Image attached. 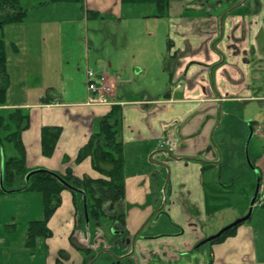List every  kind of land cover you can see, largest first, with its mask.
Listing matches in <instances>:
<instances>
[{
  "label": "crops",
  "instance_id": "crops-1",
  "mask_svg": "<svg viewBox=\"0 0 264 264\" xmlns=\"http://www.w3.org/2000/svg\"><path fill=\"white\" fill-rule=\"evenodd\" d=\"M89 1L95 0H87V11L100 14L99 9H89ZM114 1L123 6H118L121 11L110 12L111 16H120L123 11L128 18L135 9L124 6L122 0ZM46 5L40 2L33 9ZM140 20L148 23L153 34L146 26L147 33L140 34V48H131L128 43L117 47L133 52L130 71L109 74L102 70L96 76H107L114 86L109 100L122 107L125 161L129 145L134 146L137 170L126 165L125 198L108 207L99 221L87 217L84 194L64 191L72 193L68 202L75 211L62 229L60 251L46 252V259L52 260L50 264H89L95 247L78 243L73 238L75 230L71 231L79 219H87L97 227L109 222L111 234L121 236L118 264H264V205L247 206L245 202L253 199L258 185L264 186V148L257 153L258 142H264V0H170L166 17L143 15ZM158 40L165 42L164 49L155 47ZM152 68L156 69V81L167 79L155 93L140 80L150 77ZM130 72L139 78L140 86L126 91L124 85L133 83ZM64 76L67 84L61 87V94H55L54 88L43 89L44 93L52 91L45 103H31V98L23 96L12 98L10 81L6 104L0 106V112L8 111L6 117L0 114V128L6 132L3 135L0 131V137L5 138L15 128L7 121L11 112L28 111L30 126L21 134L28 170L65 174L71 169L79 178H100L90 158L81 163L76 159L111 106H86L88 83L77 88L70 76ZM83 79L87 81V73ZM24 89L21 93H26ZM250 102L259 104L256 115L260 119L250 122L247 142L257 145L251 170L243 173L239 153L237 162L225 168V148L227 142H246L244 121L238 135L230 125L231 106ZM44 127L61 130L52 157L42 153ZM166 141L173 143V150L161 147ZM6 159L0 143V176ZM24 183L16 190L24 189ZM2 191L4 182L0 197L26 199L25 190ZM250 213L224 241L200 245ZM17 218L12 212L4 222L15 224ZM203 246L207 249H199ZM80 247L91 251H81Z\"/></svg>",
  "mask_w": 264,
  "mask_h": 264
},
{
  "label": "rangeland",
  "instance_id": "rangeland-1",
  "mask_svg": "<svg viewBox=\"0 0 264 264\" xmlns=\"http://www.w3.org/2000/svg\"><path fill=\"white\" fill-rule=\"evenodd\" d=\"M113 1H89V9L93 7L101 12L97 18H93L88 16L87 0H84L83 7L79 3L20 0L22 8L28 11L25 21L0 29V40L5 42L9 57L8 73L12 86L10 96L16 100L22 96L23 98L28 97L31 98V103H36L41 101V97L52 95L51 90L44 93L43 89L54 88L55 94L62 93L61 87L65 88L67 84V81L63 80V75H65L64 78L70 76L75 87L84 88L87 81H84L83 76L89 71L93 72L95 76L102 70L109 74L130 71L128 66L129 62L132 61L133 52L130 49L122 52L117 50V47L128 43L131 48H140L142 45L140 34L146 32V26L149 28L148 23L140 20V17L155 15L156 8L153 5H136L133 7L135 8L134 11L129 13L128 18L123 11L120 12V16L117 13L114 17L111 16L110 12L116 13L117 9L121 11L122 8L118 6L123 5ZM40 2L48 3V5L33 9ZM124 6L127 5L124 4ZM149 30V34H153V30L151 28ZM162 34L161 32V36ZM144 44L147 45L146 42ZM164 44V41L158 40L155 47L164 49ZM155 70L152 68L150 77L141 78L142 83L139 81L152 93H155L158 88H162L167 82L166 78L160 82L156 81L157 76L153 75L156 73ZM130 75L133 83L132 85H124L126 91L140 86L137 82L139 78L133 76L131 72ZM22 87H25L26 93H21ZM231 107L233 121L230 125L233 127L234 134L241 133L240 129L244 121V132H247L248 136L246 142H227L225 168L231 167L237 162L239 153L242 156L243 173H246L247 168L251 170L255 145H257V142L252 143L247 142V140L251 131L250 122H257L260 119L256 115L259 111V104L256 102L239 103ZM0 114L6 117L8 111H2ZM0 131L3 135L6 133L1 128ZM120 139L122 141L121 132ZM3 144L8 158L19 155L13 143L4 141ZM134 148V146L130 147L129 145L126 165L128 169L135 168L137 170L139 161L137 155L132 152ZM263 148L264 142H258L257 153H261ZM70 194L72 193L69 191L63 193V204L49 221L52 236L48 239L39 238L36 247L32 249L25 247L24 232L31 221L44 219L42 197L32 192L26 193V199H18L20 197L18 195L1 196L0 264H10L11 262L15 264L53 263L52 260L46 259L45 254L61 249L62 229L66 226V222L71 221L75 211L68 202V198L71 197ZM251 201L252 198L245 201L247 206L251 205ZM12 212L18 216L17 221L15 224L10 221L5 223V217H10ZM6 214L9 215L6 216ZM250 216L251 213L247 218ZM86 220L79 219L78 224L71 228V231L75 230L73 238L78 243L87 247H95L90 256L89 264H118L116 251L123 240L121 236L111 234L109 222L102 227H97L94 222L87 223ZM6 252L10 254L5 255Z\"/></svg>",
  "mask_w": 264,
  "mask_h": 264
},
{
  "label": "trees",
  "instance_id": "trees-1",
  "mask_svg": "<svg viewBox=\"0 0 264 264\" xmlns=\"http://www.w3.org/2000/svg\"><path fill=\"white\" fill-rule=\"evenodd\" d=\"M54 3H79L84 0H51ZM123 4L153 5L156 8L154 17H166L170 9V0H122ZM42 5V4H41ZM89 17L98 13L87 11ZM28 16V11L21 6L20 0H0V29L8 25L23 23ZM10 86L8 73L7 47L0 40V106L7 101V93ZM50 96L41 99L43 103ZM123 119L122 107L114 105L104 116L100 117L97 129L92 131L88 142L79 150L76 162L81 163L87 158L91 159L93 169L100 174V178L89 176L79 178L71 169L65 174H54L41 171L34 174L25 189L26 192L39 193L43 199L44 219L29 223L25 234V247H36L39 238L48 239L52 236L49 221L62 204V194L69 190L72 193L76 189L82 191L87 198V211L90 220L99 221L106 215V209L113 208L125 198V155L124 144L120 139V130ZM10 121V132L5 138L0 137V143L8 141L14 144L19 155L5 160L3 182L5 191H14L25 182L26 176L31 172L26 168V151L21 140V134L30 126V113L17 109L10 113L7 120ZM61 130L59 128L44 127L42 129V153L45 157H52L56 149ZM26 184V183H24ZM2 191V192H5ZM122 216H113V219H121ZM241 224L229 229L210 244L224 241L235 233ZM207 246V245H206ZM203 246L199 249H202ZM81 251H91L85 247ZM60 264V263H59Z\"/></svg>",
  "mask_w": 264,
  "mask_h": 264
},
{
  "label": "built area",
  "instance_id": "built-area-1",
  "mask_svg": "<svg viewBox=\"0 0 264 264\" xmlns=\"http://www.w3.org/2000/svg\"><path fill=\"white\" fill-rule=\"evenodd\" d=\"M87 87H88V99L86 106L96 107V106H112L114 103L109 100L112 96L114 86L107 76L96 77L91 71L87 72ZM168 147L170 150L174 149L173 143L166 141L161 143V147ZM258 203L264 205V186L260 187L258 195Z\"/></svg>",
  "mask_w": 264,
  "mask_h": 264
},
{
  "label": "water",
  "instance_id": "water-1",
  "mask_svg": "<svg viewBox=\"0 0 264 264\" xmlns=\"http://www.w3.org/2000/svg\"><path fill=\"white\" fill-rule=\"evenodd\" d=\"M41 171H46V170H34V171H31V172L26 176V179H25L26 187H25L24 189H21V190H22V191L25 190V189L27 188V184H28L30 178H31L34 174L39 173V172H41ZM48 172H50V171H48ZM50 173H52V174H54L55 176H57V175H56L55 173H53V172H50ZM0 185H1V187L3 186V171H2L1 176H0ZM21 190L6 191V192H8V193H15V192H19V191H21ZM71 190H73V191H75V192H79V193H81V194H84L82 191H79V190H76V189H71ZM258 192H259V185L257 186L256 192H255L254 197H253V199H252V202H251L252 205L255 204L256 198H257V196H258ZM84 196H85V212H86L87 217H88V211H87V198H86V195H85V194H84ZM246 220H247V217L235 221V222L232 223L231 225H229V226L225 227L224 229H222L217 235H215V236H213V237H211V238L205 240V241L202 242L200 245H204V244H208V243H210L211 241H213V240L219 238L221 235H223V233H225V232L228 231L229 229H231V228H233V227H235V226L241 224L242 222H244V221H246ZM200 245H199V246H200ZM199 246H198V247H199ZM198 247H197V248H198Z\"/></svg>",
  "mask_w": 264,
  "mask_h": 264
}]
</instances>
